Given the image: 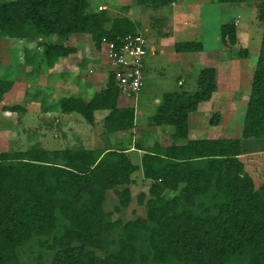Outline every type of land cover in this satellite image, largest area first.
Segmentation results:
<instances>
[{
	"label": "trees",
	"instance_id": "trees-1",
	"mask_svg": "<svg viewBox=\"0 0 264 264\" xmlns=\"http://www.w3.org/2000/svg\"><path fill=\"white\" fill-rule=\"evenodd\" d=\"M241 4L245 0H211ZM175 0H136L141 7H167ZM262 36L240 138H188V115L210 101L216 89L212 67L197 71L196 90L163 96L153 116L156 126H172V144L134 147L143 151L140 167L126 149L79 148L54 154L41 148L24 153H0V264H31L19 250L36 237L53 255L49 264H264V182L258 187L240 161L241 139H264V2L256 5ZM138 33L128 18L111 19L105 10L88 11L87 0H0V38L35 39L57 36L48 44L47 67L66 59L75 48L65 46L72 34H87L94 50L103 40L117 43ZM223 44L237 43L232 23L220 25ZM175 53L202 52L201 42H177ZM241 49L231 58L246 59ZM40 70V69H38ZM116 76L85 102L62 98L60 109L76 113L89 125L94 113L106 111L107 135H131L134 109L118 107ZM12 83L0 82V100ZM22 113L21 106L4 108ZM216 114L209 121L217 126ZM128 133V134H127ZM180 142V144H175ZM142 170L152 182L149 197L140 194L145 218L122 222L114 218L131 201V176ZM117 198L113 212L105 210L106 193ZM34 264H45L38 253Z\"/></svg>",
	"mask_w": 264,
	"mask_h": 264
},
{
	"label": "rangeland",
	"instance_id": "rangeland-1",
	"mask_svg": "<svg viewBox=\"0 0 264 264\" xmlns=\"http://www.w3.org/2000/svg\"><path fill=\"white\" fill-rule=\"evenodd\" d=\"M87 1L88 11L105 10L111 19H130L147 40L149 54L145 58L143 91L130 98L121 97L119 103L132 106L136 124L134 130L128 131L130 136L114 135L117 139L135 140V146L142 144L145 148L151 147L154 140L164 147L169 146L171 138L167 132L158 133L160 138H153L157 130L152 128L156 126L153 117H149L154 114L164 93L195 91L197 71L203 67L214 68L216 89L210 101L201 103L191 115V137L240 138L262 36L256 5L264 0H245L233 5L211 0H175L171 6L155 9L138 6L136 0ZM227 23L236 28L237 43L233 46L223 44L219 36L220 25ZM190 41L201 42L204 54L181 57L174 52L175 43ZM60 42L56 36L0 38V82L12 83V89L0 100V153H24L41 148L54 154L51 162L57 163L62 161V156L55 154L65 150H93L97 145L100 150L123 147V143H114L115 137L111 140L103 131L102 122L107 112L94 113L96 128L93 129L79 115L61 113L62 95L88 102L95 91L104 89L107 83L102 81L103 74H109V66L104 46L101 44L100 50L96 51L89 35L77 34L65 41V46L75 47V54L55 60V71L52 72L50 69L53 68L47 67L44 53L48 44ZM243 48L248 51L246 59L230 57L231 53L237 54ZM90 63L93 64L91 75L87 70ZM16 105L24 107V112L10 113L4 109ZM216 114L219 116L217 126H210L209 121ZM95 137L99 141L97 144ZM241 142L240 161L258 188L264 182V139H241ZM129 158L140 167L141 156L129 154ZM131 180L128 207L113 214L123 223L145 218V207L139 205L137 199L142 193L149 197L152 184L143 179L141 169L131 176ZM117 202L113 192L108 191L105 210L112 213ZM45 240L46 237H36L20 249L21 260L34 264L40 253L44 263L49 264L53 252L41 246Z\"/></svg>",
	"mask_w": 264,
	"mask_h": 264
},
{
	"label": "built area",
	"instance_id": "built-area-1",
	"mask_svg": "<svg viewBox=\"0 0 264 264\" xmlns=\"http://www.w3.org/2000/svg\"><path fill=\"white\" fill-rule=\"evenodd\" d=\"M101 44L106 51L108 70L116 76L121 97L139 94L144 84L145 58L148 56L146 38L138 32L119 37L117 43L103 40Z\"/></svg>",
	"mask_w": 264,
	"mask_h": 264
},
{
	"label": "crops",
	"instance_id": "crops-1",
	"mask_svg": "<svg viewBox=\"0 0 264 264\" xmlns=\"http://www.w3.org/2000/svg\"><path fill=\"white\" fill-rule=\"evenodd\" d=\"M73 35H77V34H72L70 37H72ZM80 36H82V35H80ZM144 36V35H143ZM50 37H55V36H50ZM57 37V36H56ZM75 37V36H74ZM39 38H41V37H39ZM89 38H90V36H89ZM90 40H91V38H90ZM75 48V47H74ZM174 50V49H173ZM203 51H204V49H203ZM197 52V53H176V54H179V55H181V57H188V56H193V55H196L197 57H200L201 56V53H203L204 54V52ZM152 53V52H151ZM75 54V53H74ZM148 54H149V51H148ZM93 65V64H92ZM91 63L90 64H88V66H87V70H89L90 71V75L92 74V68H91ZM107 65V64H106ZM109 69V68H108ZM52 72L53 71H55V69L53 68V69H50ZM109 71V70H108ZM43 73H44V71H42ZM41 72V76H43L44 74ZM39 73H40V70H39ZM106 73V72H105ZM108 74V73H107ZM107 74H103L104 75V78H103V82H105V83H107L108 82V75ZM83 78V77H82ZM84 79V78H83ZM66 85H67V83H66ZM181 86H183V83H182V85ZM71 87V86H70ZM106 87V85L104 86V88ZM143 88H144V84H143ZM143 88H142V90L141 91H143ZM12 89V88H11ZM58 89V88H57ZM101 90H98V91H95V93H99ZM180 92H183V91H180ZM94 93V94H95ZM174 93H178V92H174ZM93 94V95H94ZM166 94H170V93H164L163 95H162V97H161V100H160V102H158V105L156 106V108H155V112H154V114H152L149 118H151V117H153L154 115H155V113H156V111H157V107L161 104V101H162V98H163V96L164 95H166ZM120 95V94H119ZM63 96V98H68V97H64L65 95H62ZM62 99V98H61ZM120 99H121V95H120V97L118 98V104H117V106L118 107H125V105H120L119 103H120ZM157 102V101H156ZM126 106H128V107H131L132 108V106H130V105H126ZM24 108V107H23ZM198 110V109H197ZM96 112H98V111H96ZM104 112H106V111H104ZM61 113H63V114H72V113H64V112H61ZM134 113H135V111H134ZM194 113H196V112H194ZM194 113H189V115H188V138L190 139V140H193V139H196V138H193V137H191V134H190V117H191V115L192 114H194ZM74 114H76V113H74ZM78 115V114H77ZM107 115V114H106ZM105 115V116H106ZM66 117H70V115H67ZM72 117V116H71ZM81 117V116H80ZM149 118H148V120H149ZM94 119H95V117H94ZM94 123H95V120H94ZM135 114H134V127H135ZM90 126H92V128L91 129H93V127L94 128H96L95 126H94V124L93 125H90ZM152 128L154 129H156L157 131H156V134L155 135H153V138L155 139L156 137H158V138H160L159 137V135H158V133H164V132H167L168 133V135H169V137L171 138V143L169 144V145H171L172 144V134H173V132H174V128L172 127V126H166V125H162V126H152ZM133 130H134V128H133ZM109 136V138L111 139V140H115V142L114 143H116V144H118V143H123V147H121V148H119V150H121V149H126V153H127V155L129 156V154L131 155V154H134L135 156L136 155H139V157L141 156L142 157V154H143V151H140V150H137V149H135V147H134V144H135V140H124V138L122 139H117L114 135H107L106 137H108ZM127 136H130V135H127ZM111 137H115V138H111ZM202 139V138H201ZM209 139H217V137L216 138H209ZM124 140V141H123ZM95 141H96V144L99 142H97V137H95ZM158 141V140H157ZM156 140H154V142L152 143V144H155V143H157L158 145H160V146H162V147H164L162 144H160L159 142H157ZM175 144H180V142H176ZM140 145H142V144H140ZM147 145V144H146ZM142 147H145V146H143L142 145ZM86 149V148H85ZM98 149H101V148H99L98 147V145H97V148H95V149H93V150H98ZM112 149H114V148H112ZM89 150H92V149H89ZM104 150V149H103ZM139 153V154H138ZM141 169V168H140Z\"/></svg>",
	"mask_w": 264,
	"mask_h": 264
}]
</instances>
